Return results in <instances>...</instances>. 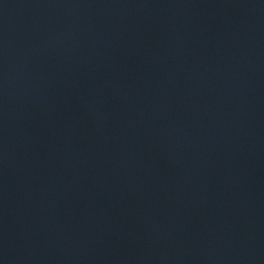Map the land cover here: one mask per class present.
I'll list each match as a JSON object with an SVG mask.
<instances>
[{"label":"water","instance_id":"obj_1","mask_svg":"<svg viewBox=\"0 0 264 264\" xmlns=\"http://www.w3.org/2000/svg\"><path fill=\"white\" fill-rule=\"evenodd\" d=\"M0 264H264V0H0Z\"/></svg>","mask_w":264,"mask_h":264}]
</instances>
